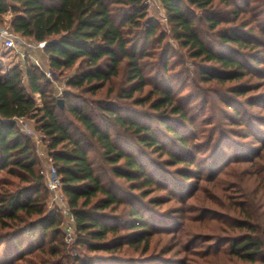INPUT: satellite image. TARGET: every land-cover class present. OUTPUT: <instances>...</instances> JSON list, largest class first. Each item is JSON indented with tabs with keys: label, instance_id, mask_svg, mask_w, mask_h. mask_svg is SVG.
<instances>
[{
	"label": "trees",
	"instance_id": "trees-1",
	"mask_svg": "<svg viewBox=\"0 0 264 264\" xmlns=\"http://www.w3.org/2000/svg\"><path fill=\"white\" fill-rule=\"evenodd\" d=\"M160 2L195 71L183 63L175 73L147 0H0V24L11 12V31L46 43L52 73L70 72L61 106L40 67L0 70V264H163L148 254L152 240L181 229L186 210H169L171 218L153 207L186 204L203 179L234 164L247 166L221 189L234 192L220 207L235 215L217 243L235 264H264V0ZM18 117L33 119L47 141L81 254L48 207Z\"/></svg>",
	"mask_w": 264,
	"mask_h": 264
},
{
	"label": "rangeland",
	"instance_id": "rangeland-1",
	"mask_svg": "<svg viewBox=\"0 0 264 264\" xmlns=\"http://www.w3.org/2000/svg\"><path fill=\"white\" fill-rule=\"evenodd\" d=\"M147 3L148 16L159 21L161 29L166 32L167 40L172 45V54L175 56L171 57V62H173L174 64L173 67L174 70H176L175 73L183 68V63L185 66L184 70H186V68H189L191 69L190 71H195V67L192 64L191 59L185 55L184 50L178 46L177 42L170 35L171 27L160 0H147ZM11 16V12L4 14L2 16L3 22L2 24H0V26L9 27ZM165 17L167 18V20L165 19ZM206 28L207 25L203 24L202 29L205 30ZM24 40H27L31 44H33V47L26 48L24 44L19 43L16 51L14 47H9L8 45H4L2 42H0V70L5 73L12 66L17 64H20L22 68H25V64L28 61L29 63H32L36 66L39 65L38 67L41 66L42 68H40L43 71L48 72L50 70V66L44 54V48L40 47L38 42L36 41H32L27 38H24ZM160 68L161 67L159 66L158 70H160ZM161 72L163 73V71ZM162 73L157 75H154V73H152V75L155 76L153 81L159 82ZM69 74L70 72L66 73L65 76H61L60 78H57L54 74L50 76L46 74L49 79L53 81L54 87L57 91V95L60 98H63V91L67 89L66 80ZM170 74L171 73H169V75ZM191 76L193 77L194 74H190V77ZM180 77L183 80L185 74L176 76L175 80L178 81ZM121 79L122 78L120 77V79L115 80V82L118 84ZM190 88L191 87H188L184 91L182 89H179V91L186 93L188 90H190ZM35 100L39 106L42 104L40 94H35ZM24 124L25 125L22 127L20 124L18 125L20 126V129L31 138L36 153L40 159V169L42 170L45 168L46 170L47 168H52L53 162L48 155L47 141L45 140L42 132L37 130L34 120L31 118H26ZM25 128H28L31 131V134H27L25 132ZM243 141L247 142V140ZM204 151L208 152L207 150ZM157 156V154L154 155V157L157 158L158 161L162 159L158 158ZM261 163L264 164L263 158L261 160ZM207 164L208 163L205 164V168H207L206 171L209 172L210 168L208 170ZM233 166L237 167V170H235L234 172L232 171ZM241 166L245 168L247 164H242ZM241 168H238L237 164H234L231 166V171L229 173H225V171L223 170L221 173L216 174V177L212 182L203 179L200 183L199 190L195 192L191 197L187 198L188 200L186 204H182L175 199H167L169 200L167 203L159 207H153L159 210V212L171 215V218H174L175 214L169 213V210L176 211L177 209L184 208V211H186L184 213L185 218L183 219L184 225L182 226V228L175 233L167 232L158 233L157 235H155L148 254L156 255V258L163 259L164 263L167 264L173 263L177 260L185 262V264H235V260L229 258L227 254L223 253L224 251H220V246L217 242H219L218 239H220V236H226L231 232V229L229 228V226H227L228 224H223V219L235 215V213H232L231 211H226L224 207H220V202L225 203V206L231 203L233 199L231 197H234V192L231 191V189L229 191L222 192L221 189L226 185L230 186V183L235 180H240L241 176H236L238 173L237 171H240ZM222 181L224 182V184L220 186V183ZM227 186L225 187L226 190L230 188ZM166 193V191H160L156 192L155 194L163 195ZM53 198V193L49 190L48 207L55 210V202H53ZM261 212L264 216L262 210ZM59 213L63 218L62 227L64 228V225H66L68 221H70V219L66 214L62 212ZM73 228V240L69 243H66L68 244L70 252H72V254H81L80 250L74 245V240L76 238L75 224L73 225ZM134 255L137 254L134 253Z\"/></svg>",
	"mask_w": 264,
	"mask_h": 264
},
{
	"label": "built area",
	"instance_id": "built-area-1",
	"mask_svg": "<svg viewBox=\"0 0 264 264\" xmlns=\"http://www.w3.org/2000/svg\"><path fill=\"white\" fill-rule=\"evenodd\" d=\"M167 20V18L165 17ZM0 42H2L4 45H8L9 47H14L17 51L19 43H22L25 45L26 48L33 47V44H31L29 41L24 40L23 37L19 36L18 34L14 33L9 29V27H2L0 26ZM39 46L42 48H45V42H38ZM39 66V65H38ZM41 67V66H40ZM42 68V67H41ZM48 76L52 75V71L49 70L48 72L44 71ZM18 124L24 126L25 119L24 117H18L16 118ZM25 132L27 134H31V131L28 128H25ZM41 173L44 175L46 179V184L48 186V189L53 193V202H55V210L62 212L67 215V217L70 219L66 225H64V235H65V241L71 242L73 240V234H74V228L73 225L75 224L74 216L70 210V207L68 205L66 196L64 195L62 191V182L60 177L57 175L54 168L50 169H42Z\"/></svg>",
	"mask_w": 264,
	"mask_h": 264
},
{
	"label": "water",
	"instance_id": "water-1",
	"mask_svg": "<svg viewBox=\"0 0 264 264\" xmlns=\"http://www.w3.org/2000/svg\"><path fill=\"white\" fill-rule=\"evenodd\" d=\"M59 103H60L61 106H63V103H64L63 98H60V99H59Z\"/></svg>",
	"mask_w": 264,
	"mask_h": 264
}]
</instances>
